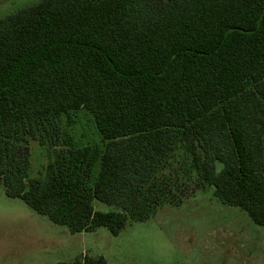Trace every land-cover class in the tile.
<instances>
[{"label": "trees", "instance_id": "trees-1", "mask_svg": "<svg viewBox=\"0 0 264 264\" xmlns=\"http://www.w3.org/2000/svg\"><path fill=\"white\" fill-rule=\"evenodd\" d=\"M80 109L100 144L62 130ZM29 139L52 148L43 176ZM180 144L197 183L264 228V0H38L0 18L7 196L71 234L116 236L180 203L162 174Z\"/></svg>", "mask_w": 264, "mask_h": 264}, {"label": "rangeland", "instance_id": "rangeland-1", "mask_svg": "<svg viewBox=\"0 0 264 264\" xmlns=\"http://www.w3.org/2000/svg\"><path fill=\"white\" fill-rule=\"evenodd\" d=\"M37 1L0 0V18ZM61 128L77 146L101 142L85 109L63 115ZM28 143L29 175L43 176L52 148L35 139ZM162 174L172 178L180 203L165 204L143 221L129 220L116 236L103 227L71 234L20 198L7 196L0 182V264H55L80 254L102 256L104 264H264V228L242 209L222 204L212 187L197 183L184 145L176 147ZM94 208L113 206L95 200Z\"/></svg>", "mask_w": 264, "mask_h": 264}]
</instances>
